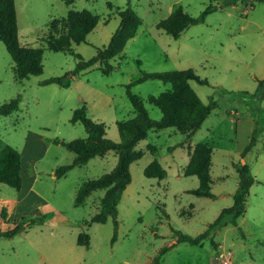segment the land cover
Segmentation results:
<instances>
[{
    "label": "rangeland",
    "instance_id": "1",
    "mask_svg": "<svg viewBox=\"0 0 264 264\" xmlns=\"http://www.w3.org/2000/svg\"><path fill=\"white\" fill-rule=\"evenodd\" d=\"M222 0H15L18 40L28 47H42L40 75L17 80L14 64L0 42V104L18 98V109L0 116V146L8 144L21 154L22 184L19 190L0 184V230L22 217L39 218L11 238L0 237V264H153L160 248L170 246L160 264H264V97L253 95L264 80V2L239 0L209 14L203 23L188 27L177 39L155 25L177 6L199 15ZM131 8L140 25L120 55L109 60L112 70L103 74L99 64L72 78L68 88L40 82L70 72L75 58L45 48L43 38L53 18L68 11L87 10L99 17L85 42L73 45L84 60L105 46L119 23L117 12ZM139 61V64L136 63ZM192 69L206 84H189L204 104L216 101L200 129L190 138L173 127L150 130L138 142L142 156L129 166L131 181L117 204V228L111 218L88 221L99 208L104 191L91 192L81 206H74L78 186L109 172L116 154L108 152L63 177L54 171L69 164L74 154L53 139L84 138L82 124L69 122L73 109L83 103L87 115L104 123L107 139L118 142L116 121L131 118L126 85L142 72ZM169 83L146 80L130 87L142 99L150 118L158 120V108L146 101L170 88ZM255 141L250 143L252 130ZM184 141V147L176 144ZM207 143L212 149L210 177L213 198L189 192L198 180L183 176L187 145ZM176 144V145H175ZM148 145L154 149L151 151ZM175 148H172V147ZM157 160L166 170L163 179L148 178L144 168ZM245 162L255 181L249 189L245 212L237 226L227 225L201 245L176 243L173 230L195 236L203 232L222 208L231 206L237 187V163ZM191 214V216H188ZM182 215V216H181ZM79 233L88 235L89 246L76 243Z\"/></svg>",
    "mask_w": 264,
    "mask_h": 264
},
{
    "label": "trees",
    "instance_id": "2",
    "mask_svg": "<svg viewBox=\"0 0 264 264\" xmlns=\"http://www.w3.org/2000/svg\"><path fill=\"white\" fill-rule=\"evenodd\" d=\"M65 4H72L75 0H62ZM239 0H222L219 5L208 4L197 16L187 14L181 6H177L169 15L156 23L155 27L173 39H177L188 27L203 23L205 18L216 10H221L235 5ZM264 2V0H258ZM119 23L110 36L108 43L98 48L90 59L84 60L80 54L73 50V45L85 42L86 35L90 33L99 21L96 14L87 10H70L61 18L49 21L47 34L43 38L45 48L54 52L70 53L75 58L74 68L61 76L49 77L40 82L41 85L56 84L61 88H68L72 78L81 74L94 64H99L103 74H109L112 66L109 60L120 55L126 42L133 38L140 25V18L129 7L117 12ZM0 42L10 56L17 80L27 79L42 73V47H28L20 44L18 40V27L14 0H0ZM139 64V61L136 60ZM146 80H159L169 83V89L158 95H148L146 101L159 109L161 117L158 120L149 117L142 99L130 91V87ZM194 80L206 84L192 69L171 70L161 72H142L141 75L126 85V95L132 106L133 116L128 119L116 121L119 141L114 142L105 137L104 123L94 121L87 115V108L83 103L73 109L69 122L83 125L86 137L72 140L53 139V143L61 144L74 154L71 163L59 166L54 171L56 178L63 177L74 167L85 165L94 157H103L113 151L117 160L115 166L107 173L96 178L83 181L77 188L74 197V206H81L85 198L93 191L103 190L99 200L98 211L88 220L91 223H104L111 218L114 226L115 238L117 228V204L122 192L131 181L129 166L142 156V151L136 149L139 141L146 138L148 131L174 127L178 132L186 134L188 138L195 130L199 129L208 114L216 107V101L211 99L209 104H204L191 88L189 81ZM253 95L264 97V80H258L256 91ZM18 98L10 99L0 104V116H5L18 109ZM257 128L252 130V137L248 146L241 153L242 156L251 148L255 141ZM183 145V143H181ZM153 151L152 145H148ZM212 149L206 143H197L189 151V159L182 168L183 176H195L198 184L189 192L197 197L213 198L211 192L212 179L210 177ZM238 184L232 195V204L222 208L216 218L207 225L206 229L195 235L181 233L173 230L176 243L201 245L203 240L209 239L214 247V233L227 225L237 226V220L245 212L246 199L249 189L255 181L249 166L243 163L235 165ZM143 175L148 178L163 179L166 170L157 160H152L143 170ZM0 184L19 190L22 184L21 154L8 144L0 146ZM182 216V215H181ZM191 216V214H188ZM41 222L39 218L26 219L24 217L17 223H12L10 228L0 230V237L11 238L23 232L31 224ZM76 243L80 246H89L88 235L79 233ZM164 246L159 249L153 258V264H160V257L170 249Z\"/></svg>",
    "mask_w": 264,
    "mask_h": 264
},
{
    "label": "crops",
    "instance_id": "3",
    "mask_svg": "<svg viewBox=\"0 0 264 264\" xmlns=\"http://www.w3.org/2000/svg\"><path fill=\"white\" fill-rule=\"evenodd\" d=\"M14 4H15V0H14ZM16 8V7H15ZM16 10V9H15ZM71 83H72V81H71ZM56 85V84H55ZM207 118V117H206ZM168 128V127H167ZM174 128V127H173ZM200 129V128H199ZM199 129H197V130H195L188 138H190L192 135H194ZM161 130V129H160ZM176 130V129H175ZM154 131H156V130H154ZM177 131V130H176ZM147 135H148V133H147ZM185 135V138H186V134H184ZM147 137V136H146ZM181 143H183V145H177V146H180V147H184L185 145H184V141H180V142H178V143H176V144H181ZM197 143H201V142H197ZM197 143H195V144H197ZM175 144V145H176ZM194 144V145H195ZM207 144V143H206ZM174 145V147H172V148H175V147H177V146H175ZM193 145V146H194ZM193 146H191V145H187V148H189V150L187 149V155H188V159H189V151L193 148ZM105 156V155H104ZM188 162V161H187ZM21 163H22V159H21ZM186 165V164H185ZM184 165V166H185Z\"/></svg>",
    "mask_w": 264,
    "mask_h": 264
},
{
    "label": "water",
    "instance_id": "4",
    "mask_svg": "<svg viewBox=\"0 0 264 264\" xmlns=\"http://www.w3.org/2000/svg\"><path fill=\"white\" fill-rule=\"evenodd\" d=\"M242 163H243V161H242ZM212 264H217V259L214 258V259L212 260Z\"/></svg>",
    "mask_w": 264,
    "mask_h": 264
}]
</instances>
